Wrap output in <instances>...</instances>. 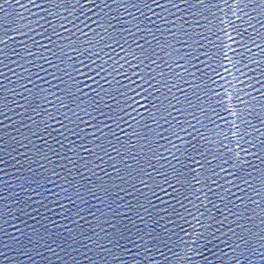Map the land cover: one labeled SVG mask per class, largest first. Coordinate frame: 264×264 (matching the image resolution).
I'll return each mask as SVG.
<instances>
[{"label":"water","instance_id":"obj_1","mask_svg":"<svg viewBox=\"0 0 264 264\" xmlns=\"http://www.w3.org/2000/svg\"><path fill=\"white\" fill-rule=\"evenodd\" d=\"M0 264H264V0H0Z\"/></svg>","mask_w":264,"mask_h":264}]
</instances>
